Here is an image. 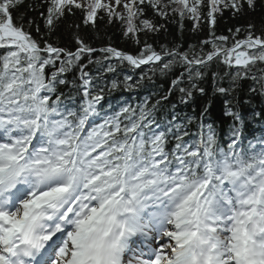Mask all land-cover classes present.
<instances>
[{
	"label": "snow or ice",
	"instance_id": "obj_1",
	"mask_svg": "<svg viewBox=\"0 0 264 264\" xmlns=\"http://www.w3.org/2000/svg\"><path fill=\"white\" fill-rule=\"evenodd\" d=\"M40 7L45 35L78 11L84 25L119 20L138 48L96 49L79 34L74 51L41 42L22 11L35 5L0 0V264H264V134H250L240 111L242 81L264 96V15L259 26L249 19L230 28L231 37L210 30L187 50L140 38L164 28L155 17L191 19L196 31L225 11L264 13V0ZM123 65L171 76L169 87L154 100L105 108L121 86L105 77ZM73 69L79 75L69 80ZM123 86L139 81L127 75ZM209 91L223 98L216 118L197 102ZM252 115L264 119V109Z\"/></svg>",
	"mask_w": 264,
	"mask_h": 264
},
{
	"label": "trees",
	"instance_id": "obj_2",
	"mask_svg": "<svg viewBox=\"0 0 264 264\" xmlns=\"http://www.w3.org/2000/svg\"><path fill=\"white\" fill-rule=\"evenodd\" d=\"M28 4H34L35 10L22 9V11L27 15L29 19L35 21L31 32L34 38L39 41L48 40L51 43H54L60 47H67L70 50H75L76 44V36L79 34L83 36L86 41L96 49H100L106 46H111L125 52H130L135 54L138 46L133 42L130 37L124 36L123 27L119 20H113L112 22H108L107 17L103 20H98L95 25L88 24L84 25L82 23L81 14L77 11L76 16L69 17L68 26H62L60 30L55 35H45L46 28L44 26L43 18L40 16V12L43 11L41 9L40 4L41 0H26ZM148 18H153L150 10H147ZM264 13L258 11L256 14L248 16V17H233L230 11H225L223 15H217L215 26H211L205 20L201 21V27L194 31L193 23L191 19L185 18L183 21L176 18L170 19H162L160 17H155L156 21L159 24L164 25L157 33H149L148 35L141 34V40H146L149 44H152L157 47L159 50V46L161 45H169L171 46L175 43L178 46H183L185 50H187L190 45H198L200 41L204 39L210 38L209 32L214 31L216 36L227 35L231 37L232 33L228 30L235 29L237 27H241L242 25H246L249 19L255 22L258 26L260 25L261 16ZM75 22L79 24L80 27L78 29L72 28L71 23ZM39 26L41 31L37 33L35 31V27ZM242 38V36H241ZM231 43V39L229 40ZM0 54H3V49H0ZM102 54L97 52L94 56L95 58H99ZM112 63H116L112 61ZM90 71H95V69L90 66ZM219 70V69H218ZM224 71H228V69H223ZM143 73H148L152 77L151 81L149 80H140L139 78ZM75 76H78L79 73L73 69L72 72L67 74V78L69 80L73 79ZM127 75H131L133 81H139V86L134 90L129 91L123 86L124 77ZM117 79L121 86L112 91L110 95H106V99L103 102L105 108L108 107L109 103L113 106L123 104L125 102L132 104L133 106L140 104L146 98L152 97L153 100L155 97L162 92L163 90L169 87V81L172 79L171 76H162L159 73L153 75L149 72L148 66H142L141 69H132L127 65L118 66L116 73H108L105 77V82L110 87L111 79ZM226 83V81H225ZM242 84V95H243V107L240 109L242 114L247 115V123L249 125L248 131L250 134H255L256 136H260L261 130L260 126L264 123V119L261 118H253V111L260 112L261 109H264V96L255 95L247 92V88L252 84V81H248L247 83L241 82ZM206 87H208L206 85ZM67 92V89H65ZM238 94V98H239ZM208 96L211 98H201L197 102L201 105L206 103L210 104V113L212 118H216L223 112V98H217L211 91L208 92ZM252 98L249 100V97ZM183 107V106H181ZM195 107V105H193ZM185 112H190L191 110L188 108H184ZM219 123V121H217ZM251 138V135H250Z\"/></svg>",
	"mask_w": 264,
	"mask_h": 264
},
{
	"label": "rangeland",
	"instance_id": "obj_3",
	"mask_svg": "<svg viewBox=\"0 0 264 264\" xmlns=\"http://www.w3.org/2000/svg\"><path fill=\"white\" fill-rule=\"evenodd\" d=\"M117 11H118V12H122V11H123V9H122V8H120V9H117Z\"/></svg>",
	"mask_w": 264,
	"mask_h": 264
}]
</instances>
